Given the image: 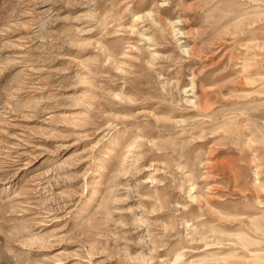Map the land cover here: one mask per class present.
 I'll return each instance as SVG.
<instances>
[{"label":"rangeland","instance_id":"obj_1","mask_svg":"<svg viewBox=\"0 0 264 264\" xmlns=\"http://www.w3.org/2000/svg\"><path fill=\"white\" fill-rule=\"evenodd\" d=\"M0 264H264V0H0Z\"/></svg>","mask_w":264,"mask_h":264}]
</instances>
